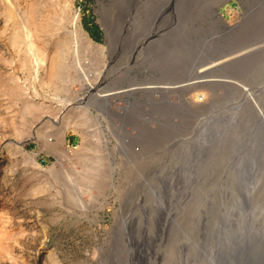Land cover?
<instances>
[{
    "label": "rangeland",
    "instance_id": "1",
    "mask_svg": "<svg viewBox=\"0 0 264 264\" xmlns=\"http://www.w3.org/2000/svg\"><path fill=\"white\" fill-rule=\"evenodd\" d=\"M100 10L113 68L93 92L110 103L62 117L85 89L68 68L45 72L72 54L74 15L106 44ZM56 34L69 42L57 57ZM79 59L95 82L102 57ZM211 80L226 83H200ZM66 119V175L8 143L29 135L39 151ZM132 251L141 264H264V0H0V264H131Z\"/></svg>",
    "mask_w": 264,
    "mask_h": 264
},
{
    "label": "bare ground",
    "instance_id": "2",
    "mask_svg": "<svg viewBox=\"0 0 264 264\" xmlns=\"http://www.w3.org/2000/svg\"><path fill=\"white\" fill-rule=\"evenodd\" d=\"M224 0H218V2H222ZM100 4L101 6L104 5V0H100ZM219 4V3H218ZM215 12L217 13L218 19L226 26H228L229 28H232V26L225 21L221 14L217 11V9H215ZM36 17V13L35 11L33 12V16H32V21L34 22V25L37 22V17ZM79 16L78 15H74L71 18V26L72 29L69 31V37H70V41H71V47H72V54L70 56H65L62 59H60V61H53L51 63V67L48 68V71H46V74H49L51 76L55 75L58 76L57 74L59 73V70H63L66 71V69L68 68L67 71L68 74L70 75V70L72 71L71 76H74L76 78H78V81H80L83 85V88L85 89V91L83 92L82 95H76L75 97H72V99L68 100L67 102H65L62 106V109L60 111V113L62 114V117L64 116V114H68L72 109H75L76 107H81L83 104H104V105H108L110 103V100L108 98V95H104V96H100L98 94H95V92H93V90L95 88H97L98 86L101 85H105L107 84L109 81L107 80L108 77V73L112 70L113 66L111 65L112 62L110 60V58L107 57L108 53H111V44H110V39L112 36V32H113V26L112 23L110 21V19L108 18V16L100 10V21L104 27L105 33H106V44H102L99 42L94 41V39L91 38V36L86 32V30L82 27V25L80 24L79 21ZM35 33L36 36L39 35V33H37V28L35 29ZM165 32H161V34L156 33V37L154 40L158 39V38H162L164 36ZM57 35V34H56ZM57 39L54 40V51L53 54H55V56H59L60 52L63 51L64 47H66V45H68L69 42L68 38H66V36H60L57 35ZM65 38V39H64ZM64 39V40H62ZM62 40V41H61ZM70 45V44H69ZM29 49H33V54L35 56L34 59H32V64H33V68H34V72L38 73L41 70H43V66L42 63L40 62V58L43 56L42 55H46V50L43 51V48L40 45V41L39 40H30L29 42ZM81 52H85V53H93V54H98L102 57V61L100 63V65L98 66L97 69H95V82H89L88 78L91 75V68L89 66V64H87L84 61L85 65L81 64V61L79 59V55ZM67 57L68 59H70L67 62ZM230 60H232V58H228L225 59V61L223 62H219V63H215L212 65V69L216 68V67H220V68H224L227 66V63L230 62ZM83 61V60H82ZM68 64V66H67ZM70 66V67H69ZM200 83H206L207 85H211L212 83H220V84H224L225 85V81L223 80H211V81H206V82H200ZM192 85L194 83H191ZM68 89H71V85L68 86ZM136 90V88H131V89H125L122 91H116L115 93H113L115 96H119L122 93H128V94H132L134 93ZM229 91V94L227 95L229 100H232L234 98V93ZM26 96H29V93H31L32 95H37L35 90H29V91H25L23 92ZM214 102V101H213ZM211 103V105H208V108L211 107L213 104L216 103ZM64 114H63V113ZM70 116V115H69ZM68 117V115H67ZM69 126L68 123V119H66V122L63 123L62 127H60L58 129V131L56 132V139H54L53 136L48 137L46 132L43 131L41 132V140H42V144L40 147L41 152H49L51 154H53L56 159L57 162L52 163L51 165H49L48 167H44L39 161H37L36 159V155L38 154L39 151H33V152H28V150L25 148V143L27 140L30 139V136H23L20 137L18 140L17 139H9L8 143L12 144L17 151H19L20 154L25 155V156H29V160L30 163L33 165V167L37 170L40 171H47V172H56L58 169L56 168V164H61L60 168L62 169V171L64 172V174L66 173L61 161L62 160H68L69 159V154L67 152V150L65 148H63L64 143L66 141V129ZM77 155L79 153H76ZM76 155V156H77ZM66 175V174H65ZM65 179V178H64ZM71 188H72V194L74 197H78L79 198V193L76 191V186H79L76 183H71ZM81 201L83 202V199L80 197ZM132 236H134L133 233H127L126 234V238L127 240H131ZM128 244V241H127ZM131 249V247H133L132 243L130 246H128ZM130 259H131V264H141L140 260H139V256H138V252L134 254V252L132 251L131 255H130ZM251 264V263H250Z\"/></svg>",
    "mask_w": 264,
    "mask_h": 264
},
{
    "label": "trees",
    "instance_id": "3",
    "mask_svg": "<svg viewBox=\"0 0 264 264\" xmlns=\"http://www.w3.org/2000/svg\"><path fill=\"white\" fill-rule=\"evenodd\" d=\"M87 28L90 30L91 34H92L96 39H99V38H100V34H101V32H100V28H99L98 25H96L95 23L91 22V24L88 25Z\"/></svg>",
    "mask_w": 264,
    "mask_h": 264
}]
</instances>
